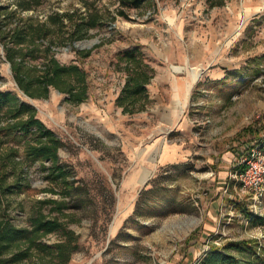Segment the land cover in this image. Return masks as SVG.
<instances>
[{
  "label": "rangeland",
  "instance_id": "rangeland-1",
  "mask_svg": "<svg viewBox=\"0 0 264 264\" xmlns=\"http://www.w3.org/2000/svg\"><path fill=\"white\" fill-rule=\"evenodd\" d=\"M213 2L0 0V20L9 27L18 18L35 25L51 15L58 20V13L76 20L92 13L100 22L73 40L70 23L51 25L37 39L35 57L25 60L41 69L45 44L53 41L50 55L87 72L88 97L77 104L54 87L46 97L27 96L0 42V92L36 108L62 142L64 173L28 152L35 136L0 130L2 223L28 228L41 215L59 217L78 235L66 264H201L212 248L242 241L264 258V197L255 200L217 160L234 144L242 150L235 163L264 145V0ZM131 51L152 75L147 97L136 104L144 108L135 113L124 112L118 100ZM176 82L191 90L189 107L173 93ZM2 113L1 123L12 119ZM183 113L187 135L176 118ZM253 131L261 139L251 144ZM170 143L189 149L164 165L162 148ZM51 198L63 201L62 212L46 202ZM62 237L58 231L20 241L3 257L6 264H63L54 247Z\"/></svg>",
  "mask_w": 264,
  "mask_h": 264
},
{
  "label": "trees",
  "instance_id": "trees-1",
  "mask_svg": "<svg viewBox=\"0 0 264 264\" xmlns=\"http://www.w3.org/2000/svg\"><path fill=\"white\" fill-rule=\"evenodd\" d=\"M224 2L225 0H214L213 3L217 5ZM23 8L28 9L29 7L24 6ZM57 15L58 20H55L51 15L47 17L45 22L36 25L31 18L27 20L18 18L14 27H9L7 20L2 19L0 20V42L4 48L5 58L11 65L14 79L27 96L31 98L46 97L50 88L54 87L66 94L68 101L77 104L88 97L87 72L79 65L62 64L53 55H50L53 52V41L45 44L43 50L45 58L41 69H37L36 66L25 65L27 56L35 57L34 52L38 50L36 47L37 39L46 37L49 30L45 29L50 28L51 25L64 26L70 23L72 40L84 37L88 29L100 25L98 15L92 13L83 15L78 20L73 19V16L68 13H58ZM24 47L30 48L28 52H23ZM86 54H89V51H86ZM126 54L127 60L133 62V65L129 68L123 94L118 100L124 112L135 113L144 108L143 104L139 107H136V104L147 97L146 85L152 75L148 73L151 71L150 67L142 65L137 60L134 51ZM35 70L41 73L34 74ZM5 109L7 113H13V115L12 119L4 124L1 123V120L5 116L2 113ZM0 130L5 135H13L14 137L35 136L37 142L36 144H28V152L35 159H50L52 168H58L61 175L64 174L59 165L61 140L53 130L37 117L36 108L22 102L16 94L10 91L0 92ZM12 161L16 163L15 159ZM46 202L55 204L57 210L62 212L63 201L51 198L47 199ZM58 231L63 232V237L55 243V252L57 256L63 258L62 263L66 264L78 248V235L59 217L41 215L28 228H18L12 223L4 224L0 221V264H6L8 260L3 256L8 249L18 246L20 241L35 242V239L44 238ZM231 249L237 250V254L232 253ZM201 264H264V258L259 255L256 249L251 247L250 242L242 241L230 243L223 249L212 248L202 258Z\"/></svg>",
  "mask_w": 264,
  "mask_h": 264
},
{
  "label": "crops",
  "instance_id": "crops-1",
  "mask_svg": "<svg viewBox=\"0 0 264 264\" xmlns=\"http://www.w3.org/2000/svg\"><path fill=\"white\" fill-rule=\"evenodd\" d=\"M173 93H175L179 99H180V106L186 108L189 107L190 104V100H191V90L187 89L183 86H181L180 84H178L176 82L175 87H173ZM184 112V111H183ZM175 116V114H174ZM178 120V126H179V130H181V134L182 135H187L189 133V129H190V122L189 119L187 118V116L183 113V116L180 117H176ZM174 121L175 117H174ZM252 137L251 140V144H253L254 142L258 141L261 139V137H259V135L257 133H255V131L252 132V134H248V136ZM254 141V142H253ZM183 144V143H182ZM180 145V144H167L164 148H162V160L161 162L164 165H169V164H173L175 163L177 160H179L182 157L186 156V152H188L187 147H185L184 145ZM195 152V151H194ZM240 152H242V150L237 147V145H233L231 149L229 150H225V152L223 153V156L221 157V159L217 158V160H220L221 163L223 164V167L225 168H229V169H233L234 173L237 171V169L241 168L242 166H239V163H235L234 161L238 160V157L240 155ZM236 165V166H235ZM233 166H235L233 168Z\"/></svg>",
  "mask_w": 264,
  "mask_h": 264
},
{
  "label": "built area",
  "instance_id": "built-area-1",
  "mask_svg": "<svg viewBox=\"0 0 264 264\" xmlns=\"http://www.w3.org/2000/svg\"><path fill=\"white\" fill-rule=\"evenodd\" d=\"M234 177L246 192L253 193L257 201L264 197V145L256 144L241 157Z\"/></svg>",
  "mask_w": 264,
  "mask_h": 264
},
{
  "label": "water",
  "instance_id": "water-1",
  "mask_svg": "<svg viewBox=\"0 0 264 264\" xmlns=\"http://www.w3.org/2000/svg\"><path fill=\"white\" fill-rule=\"evenodd\" d=\"M92 42H97V40H93V41H84L81 43L82 46H88L89 43H92Z\"/></svg>",
  "mask_w": 264,
  "mask_h": 264
}]
</instances>
